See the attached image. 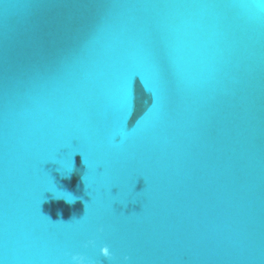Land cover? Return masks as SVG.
Returning a JSON list of instances; mask_svg holds the SVG:
<instances>
[{
	"label": "water",
	"instance_id": "1",
	"mask_svg": "<svg viewBox=\"0 0 264 264\" xmlns=\"http://www.w3.org/2000/svg\"><path fill=\"white\" fill-rule=\"evenodd\" d=\"M97 235L264 264V0H0V264Z\"/></svg>",
	"mask_w": 264,
	"mask_h": 264
},
{
	"label": "snow or ice",
	"instance_id": "2",
	"mask_svg": "<svg viewBox=\"0 0 264 264\" xmlns=\"http://www.w3.org/2000/svg\"><path fill=\"white\" fill-rule=\"evenodd\" d=\"M131 101H129L130 103ZM102 233V229L99 230ZM85 249L91 248L96 251L97 255L95 257H90L84 253L72 252L67 253L69 264H77V260H82L83 264H93L97 259H102L108 262V264H115L118 260V254L114 250H110V246L105 242L102 235H97L91 239H88L83 245ZM106 249V253H103L100 256V248ZM124 259L127 260L128 257L124 256Z\"/></svg>",
	"mask_w": 264,
	"mask_h": 264
},
{
	"label": "clouds",
	"instance_id": "3",
	"mask_svg": "<svg viewBox=\"0 0 264 264\" xmlns=\"http://www.w3.org/2000/svg\"><path fill=\"white\" fill-rule=\"evenodd\" d=\"M102 252H103V253H106V249L103 248V249H102ZM77 264H83V261L78 259V260H77Z\"/></svg>",
	"mask_w": 264,
	"mask_h": 264
}]
</instances>
